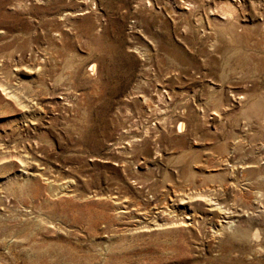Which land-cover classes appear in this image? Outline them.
Instances as JSON below:
<instances>
[{
	"label": "rangeland",
	"instance_id": "obj_1",
	"mask_svg": "<svg viewBox=\"0 0 264 264\" xmlns=\"http://www.w3.org/2000/svg\"><path fill=\"white\" fill-rule=\"evenodd\" d=\"M0 264H264V0H0Z\"/></svg>",
	"mask_w": 264,
	"mask_h": 264
},
{
	"label": "bare ground",
	"instance_id": "obj_2",
	"mask_svg": "<svg viewBox=\"0 0 264 264\" xmlns=\"http://www.w3.org/2000/svg\"><path fill=\"white\" fill-rule=\"evenodd\" d=\"M123 58H124V61L122 63V66L124 67V77H125L126 81H128V80H130L131 75H132L133 62L130 59V57L128 56V54H126V53H123ZM90 65H91V67L89 69L92 71V73H95V63L90 64ZM117 74L118 73H115L114 78L117 76ZM96 79H97V76H96ZM98 80H100L98 87H104V82L100 78ZM115 81H116V79L114 80V82ZM140 85H143L142 82H141V80L140 81H137L136 84H134L132 86V88L128 91V93L123 95V98L124 99H128V98H131V97L137 98L138 96H140V99L143 102V100L145 99V94L143 93V91L138 90V88L140 87ZM115 90H116V87L113 84L111 86V91L112 92H115ZM244 95H246V93H243L241 98H244ZM147 96H148V98L150 100H153L154 101L153 97H151L150 94H148ZM154 102L155 103L153 104V107L151 108V110H153L154 113H155V115H156L155 119H156L157 123H160V122L163 123L166 120V115H167L166 113H164V111L165 110H168V108H170V107H169V105L166 102L165 103H161L158 100H155ZM175 104H176V102H173V105H175ZM171 119H172V122L174 123L175 130L177 132H179V133H184V131L186 130V120L184 119V117H182L179 114H176L175 117L174 118H171ZM128 122H129L128 125L130 126L135 121H128ZM142 134H139L138 136H140ZM138 136H136V134H134V135L132 134L129 137L133 141V140L138 139ZM156 153H158V152H156ZM123 162L124 163H127L128 160L127 159H124ZM184 199H186V201H189L191 198L185 196V198H178L177 201L184 206L183 203H186V201ZM205 204L208 207V209H215L217 211L216 217L221 222H224L226 225L229 224L228 227H230V224H232V220H227L228 218L224 215V213L222 212V210L219 209L220 207L219 208L216 207L217 204H214L212 201L211 202L210 201L205 202ZM165 209L166 208H164V210H157L156 211V213L164 214V217H166V215L170 217V219L165 218L162 222H165V221L175 222V221H177V215H175L173 212H169V213L166 214L165 213ZM184 217L186 218V220L185 219H182V222H189V223L192 222L191 217L189 218V213H188V215H185ZM150 223H152V224H158L159 222H157V221H155L153 219V221H150ZM193 223H195V221H193ZM223 227H225V226L222 225L221 223H219V226L217 228V231L220 230ZM238 236L239 237H242L239 234H238ZM251 236L254 237V238H257L259 236V230H258V228H255L254 231H252Z\"/></svg>",
	"mask_w": 264,
	"mask_h": 264
}]
</instances>
